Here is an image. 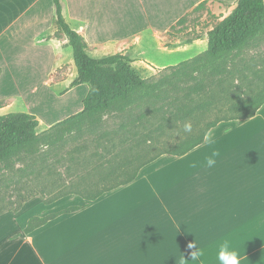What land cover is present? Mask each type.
Masks as SVG:
<instances>
[{
	"label": "crops",
	"instance_id": "crops-1",
	"mask_svg": "<svg viewBox=\"0 0 264 264\" xmlns=\"http://www.w3.org/2000/svg\"><path fill=\"white\" fill-rule=\"evenodd\" d=\"M60 2L65 22L83 36L88 55H127L136 73L150 78L156 68L177 64L172 50L205 51L207 32L238 0ZM201 3L200 13L214 24L187 28L183 33L198 35L190 41L169 39L172 27ZM54 20L52 0H0V116L32 114L37 132L81 111L89 91L86 83L70 86L77 74L73 52L63 34L55 36ZM262 106L245 121L219 122L197 147L168 156L146 173L143 166L133 182L95 201L47 206L39 214L81 208L31 233L24 232L32 217L26 214L41 197L0 215V264H176L180 255L193 264L195 249L188 245L194 241L205 249V264H219L218 244L224 239L241 254V264H264ZM213 150L219 155L208 167L205 157Z\"/></svg>",
	"mask_w": 264,
	"mask_h": 264
},
{
	"label": "trees",
	"instance_id": "trees-1",
	"mask_svg": "<svg viewBox=\"0 0 264 264\" xmlns=\"http://www.w3.org/2000/svg\"><path fill=\"white\" fill-rule=\"evenodd\" d=\"M52 1L56 30L67 38L77 69L70 86L86 83L89 91L81 111L41 132L32 114L0 116V172H10L7 184L23 185L14 189L12 206L0 197V214L17 212L37 195L47 204L69 195L95 201L133 182L160 156H181L197 147L219 122L245 121L264 104V50L258 49L264 39L263 0H238L207 32L205 51L158 69L154 78L137 74L127 55H88L83 36L65 22L60 0ZM109 121L113 126L104 128ZM185 123H191L190 132ZM82 134L86 137L70 149H59L60 142ZM80 208L33 216L24 232Z\"/></svg>",
	"mask_w": 264,
	"mask_h": 264
},
{
	"label": "rangeland",
	"instance_id": "rangeland-1",
	"mask_svg": "<svg viewBox=\"0 0 264 264\" xmlns=\"http://www.w3.org/2000/svg\"><path fill=\"white\" fill-rule=\"evenodd\" d=\"M209 24H212L213 25L214 23H213L212 20H207L206 17L202 16V14L200 13V8L197 9V10H192L179 23H177L173 27V29H172V31L170 33L169 39L176 40V39L182 37L183 36V33L182 32L186 31L187 28H193V27H197V26H199V27L200 26L201 27H207V26H209ZM58 35H60V33L58 31H55V36H58ZM258 49L259 50H264V39L262 40V42H261V44H260V46H259ZM176 51L175 50H172L170 55H171V61H176V62L178 61L177 63H179V62H181L183 60L192 58L193 56L199 54L197 52L195 54H192V55L188 53L189 55L192 56V57H189V56H187L188 54H186V51L187 50L185 51L184 49H178L179 52H176ZM158 53L160 54L161 57L162 56L165 57L166 54H168L167 52H164V51H158ZM190 53H194V52H190ZM249 56H250V52H248V55L246 56V58H248ZM158 69H161V68H156V71ZM156 74H157V72H156ZM156 74L153 75L152 78L156 77ZM260 113L261 114H264V105L262 106V108L260 110ZM123 119L124 120L126 119V116L125 115L123 116ZM111 126H113V121L107 122V124L104 126V128H109ZM221 128L222 127L219 126L216 129L211 130L210 133L213 134L215 132H218V131L221 130ZM85 137H86V135L82 134V135H79L77 137V140L76 141H72V140L70 141V139H68L67 141H62V142H60L58 144L59 147H60L59 149L62 152H64V151L70 149L74 144L79 143L81 141V139H83ZM167 157H168V155L167 156H162V157L156 159L155 161L147 164L146 166H144V168H142L143 169V172L146 173L147 171H149V170L157 167L158 165L166 162L167 161L166 160ZM169 157H171V156H169ZM10 176H11V174L7 170L0 172V197H4L3 198L4 199L3 204H6L9 207L12 206L11 205L12 203L9 204L8 201H14L16 199V196L14 195V192H15L14 189H16V187L23 186L22 183H16L15 184L14 182H11V183H8L7 184L6 182L9 181ZM24 187H25V185H24ZM37 196H39V197L42 198V196H40V195H37ZM37 196L31 197L30 199L36 198ZM66 200L67 199L64 198V199H62L60 201H56L54 203L47 204V203H44L43 202V198H42V201H41L42 203L36 204V205H34L32 207H29L30 210L27 211L26 216L27 215H32V217L33 216H42V214H39V212L41 210H43V209H46L47 206L50 207V208H51V206H56L57 209H61V208L65 207V205H67V203L77 204V203L82 202L83 200L85 201V199H82L80 196H73V199H70L69 200L70 202H67ZM0 204H1V200H0ZM7 212H10V211H6V212H4V213H2L0 215L6 214ZM26 216H24V217H26ZM23 218H21V219H23Z\"/></svg>",
	"mask_w": 264,
	"mask_h": 264
},
{
	"label": "clouds",
	"instance_id": "clouds-1",
	"mask_svg": "<svg viewBox=\"0 0 264 264\" xmlns=\"http://www.w3.org/2000/svg\"><path fill=\"white\" fill-rule=\"evenodd\" d=\"M191 123H185L184 130L186 132L191 131ZM210 144H213L214 141H209ZM219 153L215 150L211 152V155L205 157V163L208 167H212L216 163V157ZM189 248H194L195 250L191 252L190 260L193 261V264H205V249L202 246H199L198 242L194 241L189 243ZM218 255L217 259L219 264H241V254L238 250L232 245V243L224 239L218 244ZM176 264H186L184 255L176 257Z\"/></svg>",
	"mask_w": 264,
	"mask_h": 264
}]
</instances>
